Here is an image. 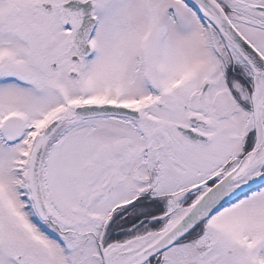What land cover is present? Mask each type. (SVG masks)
<instances>
[{
	"label": "snow or ice",
	"instance_id": "6c2138e0",
	"mask_svg": "<svg viewBox=\"0 0 264 264\" xmlns=\"http://www.w3.org/2000/svg\"><path fill=\"white\" fill-rule=\"evenodd\" d=\"M0 264H264V0H0Z\"/></svg>",
	"mask_w": 264,
	"mask_h": 264
}]
</instances>
